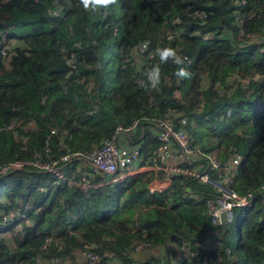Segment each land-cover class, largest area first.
<instances>
[{
  "label": "trees",
  "instance_id": "trees-1",
  "mask_svg": "<svg viewBox=\"0 0 264 264\" xmlns=\"http://www.w3.org/2000/svg\"><path fill=\"white\" fill-rule=\"evenodd\" d=\"M179 30L181 38H162ZM142 41L150 46L137 56ZM158 46L190 60L160 64L150 55ZM153 66L158 89L141 85ZM182 67L189 77L176 76ZM179 116L193 119L195 148L223 161L242 155L231 188L256 195L252 208H235L216 230L208 203L218 192L187 174L152 193V171L83 190L35 166L13 167L0 173V264H86L76 260L85 248L101 264H264V0H117L95 11L80 0H0V169L88 154L137 118ZM140 144L142 164H151L154 134ZM5 214L13 218L3 222ZM213 240L217 250L207 251ZM183 246L198 255L186 257Z\"/></svg>",
  "mask_w": 264,
  "mask_h": 264
},
{
  "label": "built area",
  "instance_id": "built-area-1",
  "mask_svg": "<svg viewBox=\"0 0 264 264\" xmlns=\"http://www.w3.org/2000/svg\"><path fill=\"white\" fill-rule=\"evenodd\" d=\"M50 14L58 18H62L64 15L58 9H51ZM181 37H183L182 30L176 32L166 31L162 35V38L168 41ZM184 57L190 60L188 56L185 55ZM230 84L232 85L230 89L232 91L235 88L234 83L231 82ZM142 122L151 125L146 129L154 134L158 143V147L153 151L151 164H142L143 146L141 144L138 145L130 140L127 142L122 141L123 135H132L139 130ZM192 124V120L187 116H179L178 120L151 118L142 121V119L137 118L128 126H119L116 135L106 140L102 147L88 154L81 152L73 155L66 154L60 160L52 162H43L37 156L34 160L10 163L2 167L0 173L13 167L30 165L57 174L62 181L69 185L77 186L83 190H90L123 181L143 172L152 171L155 174L149 186L152 193L167 191L176 174H187L195 180L211 185L218 192V195L208 203V212L216 230H219L222 225L232 222L235 208H252L256 195L242 196L231 188L243 162L242 155L236 154L230 160L223 161L214 154L209 155L195 148L192 139ZM52 132L55 133L56 130ZM60 162H63V165H60ZM75 162H78V164L75 165ZM69 165H75V167L67 173L63 172L62 168ZM161 172H166L168 176L162 178L160 176ZM99 176H105V178L97 181ZM12 218L13 214H5L3 222H8ZM22 218L25 222H29L26 214H23ZM215 234L220 235L219 231H216ZM52 242L53 239L47 237L42 246L43 250H48ZM218 244V240L215 244L213 240L211 244L205 247L207 251L215 252ZM148 245L149 243L145 241L137 243L134 254L141 252ZM183 249L186 257H196L198 255L197 250H193L188 246H183ZM76 260L85 261L86 264H101L99 254L91 248L83 249ZM52 263L75 264V260L55 258ZM34 264H47V262L44 258H39Z\"/></svg>",
  "mask_w": 264,
  "mask_h": 264
},
{
  "label": "clouds",
  "instance_id": "clouds-1",
  "mask_svg": "<svg viewBox=\"0 0 264 264\" xmlns=\"http://www.w3.org/2000/svg\"><path fill=\"white\" fill-rule=\"evenodd\" d=\"M85 10H97L99 8H108L111 5L117 3V0H80ZM150 46V41L140 42L134 49L133 52L137 56H142L143 53L147 52ZM150 55L159 58L160 64H167L169 61L172 63L182 65L184 64L187 57H183L178 53V50L172 47H157ZM145 79L141 81V85L146 88L158 89L162 81V72L159 66H153L146 70L144 73ZM176 76L183 79L190 76V72L185 68H180L176 73Z\"/></svg>",
  "mask_w": 264,
  "mask_h": 264
},
{
  "label": "crops",
  "instance_id": "crops-1",
  "mask_svg": "<svg viewBox=\"0 0 264 264\" xmlns=\"http://www.w3.org/2000/svg\"><path fill=\"white\" fill-rule=\"evenodd\" d=\"M144 126V125H143ZM144 129L145 128H143V129H140L139 128V130H137L136 132H134L132 135H123L122 136V141L123 142H127L128 140H130V141H134V142H136L138 145H140V141H141V138L144 136L143 135V133L145 134L146 132H147V129H145V132H144ZM136 133V134H135ZM134 135V136H133ZM144 160H141V162H143ZM208 243H210V239H209V237L207 236V238L205 239V241H204V244H208ZM155 253H159V251H160V249L159 250H157V249H154L153 250ZM47 264H49V263H47Z\"/></svg>",
  "mask_w": 264,
  "mask_h": 264
},
{
  "label": "rangeland",
  "instance_id": "rangeland-1",
  "mask_svg": "<svg viewBox=\"0 0 264 264\" xmlns=\"http://www.w3.org/2000/svg\"><path fill=\"white\" fill-rule=\"evenodd\" d=\"M234 77H236V76H234ZM230 78H231V79H230V82L233 81L234 78H233L232 76H230ZM242 80H245V82H246V81L248 80V78H247L246 76H245V77H241V81H242ZM204 81H205V80H203V82H204ZM192 122H193V119H192ZM200 135H201V131H200ZM133 136H134V135H133ZM205 153L210 155L209 152H205ZM236 219H237V218H236Z\"/></svg>",
  "mask_w": 264,
  "mask_h": 264
},
{
  "label": "water",
  "instance_id": "water-1",
  "mask_svg": "<svg viewBox=\"0 0 264 264\" xmlns=\"http://www.w3.org/2000/svg\"><path fill=\"white\" fill-rule=\"evenodd\" d=\"M226 218H225V215H224V220H225Z\"/></svg>",
  "mask_w": 264,
  "mask_h": 264
}]
</instances>
